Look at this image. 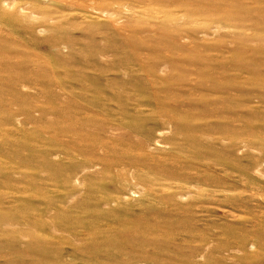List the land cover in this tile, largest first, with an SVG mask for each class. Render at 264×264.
<instances>
[{"label":"rangeland","instance_id":"rangeland-1","mask_svg":"<svg viewBox=\"0 0 264 264\" xmlns=\"http://www.w3.org/2000/svg\"><path fill=\"white\" fill-rule=\"evenodd\" d=\"M0 264H264V0H0Z\"/></svg>","mask_w":264,"mask_h":264}]
</instances>
